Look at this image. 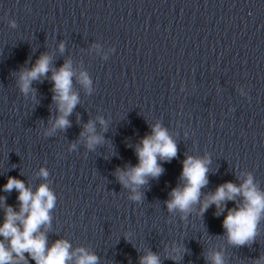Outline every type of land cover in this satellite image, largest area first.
<instances>
[{"label":"water","instance_id":"1","mask_svg":"<svg viewBox=\"0 0 264 264\" xmlns=\"http://www.w3.org/2000/svg\"><path fill=\"white\" fill-rule=\"evenodd\" d=\"M44 55L49 71L22 92L20 75ZM65 63L78 102L68 126L54 128L51 75ZM155 125L176 156L157 160L158 177L125 186L118 172L137 164ZM89 135L101 138L91 148ZM188 156L208 161L207 184L188 211H169ZM248 176L264 192V0H0V186L12 177L52 191L46 247L67 241L97 264H140L148 254L158 264H212L215 254L264 264V214L236 245L222 221L240 197L220 215L214 205L199 211L218 185ZM17 195L0 191V220L4 206L19 210ZM23 256L17 264H35Z\"/></svg>","mask_w":264,"mask_h":264},{"label":"clouds","instance_id":"2","mask_svg":"<svg viewBox=\"0 0 264 264\" xmlns=\"http://www.w3.org/2000/svg\"><path fill=\"white\" fill-rule=\"evenodd\" d=\"M62 47V46H61ZM49 57L44 55L37 59L34 66L20 75V88L28 92L30 82L43 76L49 71ZM72 76L70 65L65 63L51 75L53 82V100L58 101V111L61 115L56 119L54 128H65L69 121L66 117L78 102V97L72 92ZM81 83L89 84L87 77L81 74ZM103 124V121H100ZM87 133L93 132L91 123L85 126ZM83 135V133H82ZM96 135L88 136V147L100 141ZM137 164L127 171L118 172L119 181L125 186H139L146 183V177H158L162 168L157 160L167 161L176 156V145L168 136L166 130L159 125L152 127L151 134L140 140L135 150ZM208 161L192 156L182 162L180 179L182 185L172 189L171 199L166 202L169 211L176 209L184 212L200 198V189L207 184L206 173ZM41 176L47 173L42 169ZM16 189L19 210L13 211L10 206L3 207V219L0 220V238L8 241V246L0 242V264H17V260L24 261L23 253L27 252L35 264H67L75 255L74 264H97V257L87 253L84 249H77L70 253V244L64 240H57L46 247L47 238L42 226L50 221V210L55 204V195L47 185L41 184L35 192L25 188L22 181L9 177L0 186V191L8 192ZM241 201L235 208L228 209L222 221V227L229 241L236 245H243L256 234V225L264 214V192L259 191L248 176L241 184L226 182L218 185L213 193L207 196L199 209L202 214L210 205L217 209L216 215L224 211L225 201ZM139 199V196L133 197ZM3 197H0V206ZM78 253V255H77ZM15 254V255H13ZM175 259V258H173ZM212 264H223L219 254L212 258ZM140 264H158L155 255L148 254L141 258Z\"/></svg>","mask_w":264,"mask_h":264}]
</instances>
